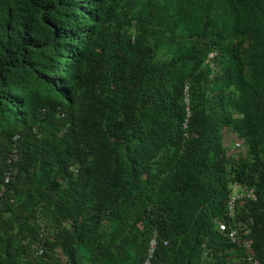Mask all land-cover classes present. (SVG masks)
<instances>
[{
    "label": "trees",
    "instance_id": "1",
    "mask_svg": "<svg viewBox=\"0 0 264 264\" xmlns=\"http://www.w3.org/2000/svg\"><path fill=\"white\" fill-rule=\"evenodd\" d=\"M152 239L150 264H264V0H0V264Z\"/></svg>",
    "mask_w": 264,
    "mask_h": 264
},
{
    "label": "built area",
    "instance_id": "2",
    "mask_svg": "<svg viewBox=\"0 0 264 264\" xmlns=\"http://www.w3.org/2000/svg\"><path fill=\"white\" fill-rule=\"evenodd\" d=\"M235 146H236V149L239 147L241 148V145L238 142L235 144ZM10 178H11V173L9 171L4 173V176H3L4 182H8ZM230 188H231V192L227 200L226 212H225V215L229 219L228 220L215 219V223L220 232H224V231L227 232V237L229 238L231 242H237L239 236H238V230H237V227L235 226V220H234L236 203L237 201L241 200L243 197L254 199V194L251 189H248L247 187H243L238 184H231ZM239 245L243 247L244 249L243 259H246L252 262L254 259V251H253L251 242L248 239H241L239 242ZM154 246H155V240L152 239L149 243V249L147 252V256L144 258L142 264H150V258L152 256Z\"/></svg>",
    "mask_w": 264,
    "mask_h": 264
},
{
    "label": "rangeland",
    "instance_id": "3",
    "mask_svg": "<svg viewBox=\"0 0 264 264\" xmlns=\"http://www.w3.org/2000/svg\"><path fill=\"white\" fill-rule=\"evenodd\" d=\"M224 142H225V146L228 148V153H230L231 155H234L236 156V154L238 153H241L242 152V148H237L236 149V146L235 144L239 142V140L236 138L235 134L229 130V129H226L224 131Z\"/></svg>",
    "mask_w": 264,
    "mask_h": 264
}]
</instances>
